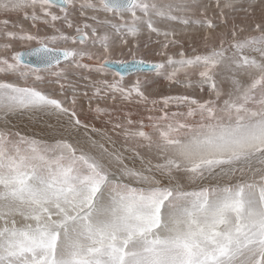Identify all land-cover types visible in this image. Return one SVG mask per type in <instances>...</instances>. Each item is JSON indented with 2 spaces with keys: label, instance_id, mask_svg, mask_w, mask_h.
<instances>
[{
  "label": "snow or ice",
  "instance_id": "1",
  "mask_svg": "<svg viewBox=\"0 0 264 264\" xmlns=\"http://www.w3.org/2000/svg\"><path fill=\"white\" fill-rule=\"evenodd\" d=\"M0 264H264V0H0Z\"/></svg>",
  "mask_w": 264,
  "mask_h": 264
},
{
  "label": "rangeland",
  "instance_id": "2",
  "mask_svg": "<svg viewBox=\"0 0 264 264\" xmlns=\"http://www.w3.org/2000/svg\"><path fill=\"white\" fill-rule=\"evenodd\" d=\"M24 124L27 125L28 121L25 122V120H24ZM41 127H42V125H41ZM27 129H28L27 131H29V132L33 131V128L31 126H28ZM37 130H39V128H37L35 131H37Z\"/></svg>",
  "mask_w": 264,
  "mask_h": 264
},
{
  "label": "bare ground",
  "instance_id": "3",
  "mask_svg": "<svg viewBox=\"0 0 264 264\" xmlns=\"http://www.w3.org/2000/svg\"><path fill=\"white\" fill-rule=\"evenodd\" d=\"M23 119V121L25 120V122L26 121H28V118L27 117H24V118H22ZM37 129V128H36ZM36 129H33V130H36ZM28 130V129H27ZM37 131H39V130H37Z\"/></svg>",
  "mask_w": 264,
  "mask_h": 264
}]
</instances>
